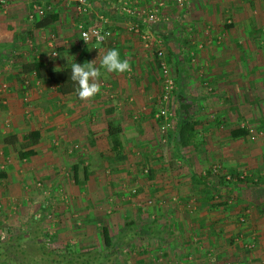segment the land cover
<instances>
[{
    "label": "crops",
    "instance_id": "1",
    "mask_svg": "<svg viewBox=\"0 0 264 264\" xmlns=\"http://www.w3.org/2000/svg\"><path fill=\"white\" fill-rule=\"evenodd\" d=\"M88 1L91 14H78L80 23L89 26L103 14L111 32L104 43H83L76 24L63 22L69 0H35L51 5L45 17L52 14L56 31L26 25L28 0L0 4V241L25 234L34 219L42 234L47 212L51 249L102 250L105 229L113 264H264V135L230 136L237 128H264V0H186L178 15L174 0H162L168 17L156 24L161 28L141 27L146 46L126 28L131 17L117 9L118 0ZM134 1L137 9L149 4ZM80 45L90 61L114 46L131 70L101 69V91L90 102L22 70L31 58L48 69L61 67ZM152 45L176 79V126L166 138L171 155L156 148ZM185 120L194 123L193 135L176 145ZM108 122L120 130L117 152L106 135ZM30 130L38 132L31 145L23 137ZM215 161L224 167L220 183L207 169ZM247 176L254 183L240 184L231 203L229 185Z\"/></svg>",
    "mask_w": 264,
    "mask_h": 264
},
{
    "label": "trees",
    "instance_id": "2",
    "mask_svg": "<svg viewBox=\"0 0 264 264\" xmlns=\"http://www.w3.org/2000/svg\"><path fill=\"white\" fill-rule=\"evenodd\" d=\"M113 48L116 49L114 46L110 47V49ZM75 62L81 65L91 62L84 45L79 46L75 57L70 63L63 64L61 67L48 69L44 62L36 58H31L30 61L22 64L21 67L23 71H32L36 78L44 77L50 83L55 84L60 94L73 93L76 95L75 89L77 85L70 79L71 66ZM180 123L177 128L176 145L185 146L193 135L194 123H190L187 120ZM119 132L118 126L109 122L107 123L106 135L110 147L114 152H117L119 148ZM246 133L247 130L245 128H237L230 131V136L237 137ZM23 137L31 145L37 141L38 132L36 130H30ZM29 153L30 151H27L21 155H27ZM101 232L104 244L102 250L91 249L77 252L67 245L63 247L62 251H59L57 248L46 249L41 240L42 234H40L41 231L38 221L34 219L31 221L30 228L25 234L14 236L6 241H0V260L8 264H113L115 259L113 244L105 229H102ZM129 232L130 229L127 228L126 232L124 231V235L126 237L129 236Z\"/></svg>",
    "mask_w": 264,
    "mask_h": 264
},
{
    "label": "built area",
    "instance_id": "3",
    "mask_svg": "<svg viewBox=\"0 0 264 264\" xmlns=\"http://www.w3.org/2000/svg\"><path fill=\"white\" fill-rule=\"evenodd\" d=\"M7 0H0V4L6 3ZM31 4V10L27 14V18L29 20H32L34 18H43L47 13L51 12V5H41L37 4L35 0H28ZM186 0H176L177 5L181 7L183 3H185ZM76 2V11L78 14H91V6L90 2L88 0H75ZM118 10H121L125 12L126 14L130 15L131 20L128 23L129 31L133 33L140 32V37L142 40H144L145 46L148 45L149 37L147 34H144L143 31H141L142 26H154L159 22H162L164 19L162 17L163 15V1L162 0H149V4L147 8H141L137 9L135 7L136 2L134 0H118ZM107 19L103 16V14L97 15V21L93 22L89 26H83L81 23L78 24V36L79 39L85 43L83 39L82 33L84 31L88 30H98L101 32V34L105 35V39H108L111 35L110 30L106 27ZM261 44L264 46V32L261 34ZM103 41V42H104ZM89 42H96L95 39H91ZM88 42V43H89ZM52 56H55V52H51ZM156 57L160 59V70H161V77H162V87L161 92L159 94L158 100L160 103L159 109L154 114V118L159 120V129L161 133H164L167 128L170 126V112H169V104L172 100V88H173V82L169 74H167V71L164 66V62L162 60L163 54L160 49L156 50ZM248 133H251L252 130L250 128L246 129ZM264 131V128H263ZM259 134L262 132L259 131ZM212 172H216V168L213 167ZM46 218L51 220V213H47ZM241 221L243 218L240 219ZM48 224V223H47ZM46 236L43 238V245L46 249H51L53 246L52 242V233L49 230V224L46 228ZM0 239H3V236H0ZM250 248L251 245H248ZM154 264H162L159 260L154 262Z\"/></svg>",
    "mask_w": 264,
    "mask_h": 264
},
{
    "label": "rangeland",
    "instance_id": "4",
    "mask_svg": "<svg viewBox=\"0 0 264 264\" xmlns=\"http://www.w3.org/2000/svg\"><path fill=\"white\" fill-rule=\"evenodd\" d=\"M52 1V3H58V2H60L61 0H51ZM50 0H49V2H51ZM66 2H68V0H66ZM69 2H70V5L69 6H67V7H62V9L64 10V14H65V18H62V20H63V22L65 21V20H67V24H70V23H68V22H72V23H75L76 24V28H78L77 26H78V24L80 23V21L82 20L81 18H79L78 17V12L76 11V2H75V0H69ZM173 2V1H172ZM173 5H174V8H172V10H174V9H176L177 8V11H176V13H175V11H173V15H174V13L176 14V15H178L179 14V6L177 5V2H176V0H174V2H173ZM136 6H138V7H140V6H142L140 3L139 4H137ZM184 8V3H183V5L181 6V8ZM178 13V14H177ZM166 14H167V10H166ZM166 14H164L163 13V15L167 18L168 16H166ZM172 15V12H169L168 13V15ZM52 14L51 15H49V16H44L43 18H39V19H36V20H33V21H31V23H29L28 21H27V18H25L24 19V22L26 23V25H29L30 26V24H32V26H33V24H37V22H38V25H43L44 27L43 28H45V27H47V28H54V31H56V29L55 28H57V26H55V25H52L51 23H52ZM175 16V15H174ZM168 20H171V19H168ZM79 21V22H78ZM66 23V22H65ZM56 25H57V23H56ZM107 25H108V22H107ZM183 26H184V24H182ZM182 25H180V26H182ZM155 27L154 28H161V26H162V24L161 25H154ZM107 28H109L108 26H106ZM143 27V26H142ZM164 27L165 28H170V24H167L166 26L164 25ZM70 28H75V26H74V24H72V27H70ZM126 28H128V27H126ZM163 28V27H162ZM204 28H208V24H207V26L206 27H204ZM54 31H51V32H54ZM264 31H262L260 34H262ZM136 35L139 37L140 36V32H138V33H136ZM261 36V35H260ZM261 38H262V36L260 37V44H261ZM106 41V40H105ZM104 41V42H105ZM103 42V43H104ZM102 43V44H103ZM152 44H154L153 42H152ZM155 46V45H154ZM153 45L151 46V48H149V50H150V52H151V54L153 55V57H154V61H155V64H154V66L152 65L151 66V72L154 74V76L156 77V80H157V84H158V86H159V91H158V95L160 94V92H161V87H162V77H161V70H160V59L159 58H157L156 57V50H157V48L158 47H154ZM55 47H56V45H55ZM57 50H58V53L62 56L63 55V50L62 49H59L58 47H57ZM164 52L163 53H165V50H163ZM165 55V54H164ZM166 56H165V59H163V62H164V66H165V69H166V71H167V74H169V76L171 77V79H172V82H173V88H172V100H171V103L169 104V112H170V117H169V121H170V126H169V128H167L166 129V131H164V133H161L160 132V129H159V120L158 119H155L154 118V116H153V118L155 119V121H156V126H155V128H156V142H157V149H159V152L160 151H164L165 150V152L166 153H168V154H172V152H173V150H172V146L171 145H168V143H166V138H168L169 136H170V131L172 130V128H171V126H173V127H175L176 126V121H175V119H174V113H176V110H177V104H175V102H173V99L174 100H176L175 99V97H173L174 96V91H175V84H176V79L174 78V76H173V73H172V70H171V66L168 64L169 62H167L166 61ZM159 101V100H158ZM157 110L159 109V106H160V103L159 102H157ZM157 110L155 111V113L157 112ZM154 114V113H153ZM176 117V116H175ZM247 129V128H246ZM251 130H252V132L250 133V134H253V135H264V133H262V134H259L258 132L259 131H263V130H259V129H252V128H250ZM222 130V129H221ZM264 132V131H263ZM161 136V137H160ZM165 140H164V139ZM171 148V149H170ZM169 152H171V153H169ZM172 164H173V160H171L170 159V161H168V163H167V166H168V168L169 169H171L172 168ZM221 162H218V161H215V162H213V163H210V165L207 167V169H209V171L211 172V174H212V179H214V180H216V182H218V183H220V178H222V177H217V175L218 174H220L221 172H224L223 170H224V167H222L221 165ZM136 166H134L135 167V170L136 171H138L139 170V168H140V170L139 171H141L142 172V174H148V172H149V170L150 169H148V167H146V166H143V167H141L143 164H139V166H137V164H135ZM138 167V168H137ZM213 167H215L216 168V172L215 173H213L212 172V169H213ZM242 170H246V169H242ZM242 170H241V172L240 171H236V170H234V174L236 175V174H238L239 172V175L242 173ZM246 174V173H245ZM242 176H243V174H242ZM246 176V175H245ZM232 178L233 177H229L228 179H229V181L230 180H232ZM247 178L248 179H237V181H243V183H236L235 184V181H234V184L235 185H237L236 187H231L229 184V187H230V189L231 190H233V191H230L229 193H228V195H227V199H229L230 201H231V203L232 202H234L235 201V199L237 198V196H238V192H236V191H240V189H242L241 187H240V184H243L244 186L243 187H250L254 182L252 181V179L251 178H249L248 176H247ZM226 180H227V178H225ZM233 179H235V178H233ZM234 185V186H235ZM232 192H234V193H232ZM248 192H249V190H248ZM46 215H47V212H44L43 214H42V217H43V222H44V225H42L43 226V233H42V241H43V238L46 236V232H47V230H46V228H47V223H49V219H47L46 218Z\"/></svg>",
    "mask_w": 264,
    "mask_h": 264
},
{
    "label": "clouds",
    "instance_id": "5",
    "mask_svg": "<svg viewBox=\"0 0 264 264\" xmlns=\"http://www.w3.org/2000/svg\"><path fill=\"white\" fill-rule=\"evenodd\" d=\"M82 35V40L86 44L91 39H95L97 43H101L105 39V35L98 30L90 29L84 31ZM101 69L106 73L123 74L131 70V65L129 59H121L120 52L114 48L107 50L102 56L98 55L96 59L83 65L76 62L73 63L70 79L77 85L75 91L80 101L90 102L100 93Z\"/></svg>",
    "mask_w": 264,
    "mask_h": 264
}]
</instances>
